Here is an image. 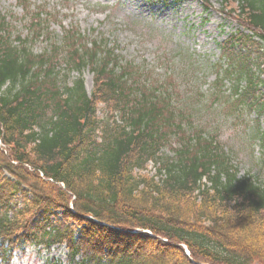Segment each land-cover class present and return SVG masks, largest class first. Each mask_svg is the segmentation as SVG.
<instances>
[{
    "label": "trees",
    "instance_id": "1",
    "mask_svg": "<svg viewBox=\"0 0 264 264\" xmlns=\"http://www.w3.org/2000/svg\"><path fill=\"white\" fill-rule=\"evenodd\" d=\"M15 1L29 28L12 37L0 10V264L27 246H65L50 264H264V185L102 40L71 28L34 55L48 20ZM218 11L243 30L219 45L215 103L229 83L226 103L253 111L264 141V0ZM151 162L157 182L139 174Z\"/></svg>",
    "mask_w": 264,
    "mask_h": 264
},
{
    "label": "rangeland",
    "instance_id": "2",
    "mask_svg": "<svg viewBox=\"0 0 264 264\" xmlns=\"http://www.w3.org/2000/svg\"><path fill=\"white\" fill-rule=\"evenodd\" d=\"M28 1L29 13L41 11L42 19L48 20L45 28L50 37L30 43L34 55L47 50L53 42L60 45L63 33L71 28L86 41L102 40L106 49H113L119 56L122 65L137 68L142 80L166 87L174 105L190 117L192 127L218 142L239 177L249 175L252 181L264 185V141L258 138L263 125L258 127L253 111L226 103L230 87L227 82L215 103L219 45L243 30L218 11L222 0H206L211 8H205L200 0ZM0 10L12 22V37L27 36L28 18L15 0H0ZM65 70L61 62L59 80ZM76 79L77 74L71 73L68 82ZM83 79L90 93L91 73L85 70ZM174 141L171 147L162 149L163 154L173 155L172 149L177 146ZM157 169L158 165L151 162L139 174L157 182L163 178ZM66 255L65 246H53L50 251L27 246L23 253L14 254L11 264H50L56 260L65 263Z\"/></svg>",
    "mask_w": 264,
    "mask_h": 264
}]
</instances>
